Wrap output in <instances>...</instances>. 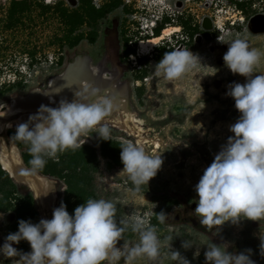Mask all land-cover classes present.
<instances>
[{"label": "rangeland", "instance_id": "374dc122", "mask_svg": "<svg viewBox=\"0 0 264 264\" xmlns=\"http://www.w3.org/2000/svg\"><path fill=\"white\" fill-rule=\"evenodd\" d=\"M23 1L25 3H22ZM160 1L157 0V5L162 7L163 3ZM228 1L216 0L222 6V10L218 7L216 25L205 34L198 52H193L199 56L201 63L198 62L193 70L179 79L166 80L162 75L157 76L154 71L156 63L160 60L157 48L159 45L163 46L162 40L145 54H140L138 48V51L128 55L125 61L129 66L124 69L112 48L95 50L87 44L84 35L73 33L71 23H65L61 17L63 11L70 15L67 0H50L48 3L44 0H0V91H5L8 84L14 82H21L25 87L11 92L10 96L24 95L33 88H43L47 84L46 82L44 85L43 68L48 61L64 55L65 59L72 61L74 56L79 54L90 56L92 61L95 59L92 63L94 65L98 63L101 70H104L101 65L105 64L108 69V72H105L114 75L113 80L123 83L129 106L143 122L144 129H147L144 137L148 140L143 142L141 136H137L135 132L117 127L108 120L104 122L113 130L110 132L113 138L125 144L139 145L147 154H161L163 163L148 185L137 188L128 180L127 174L122 170L123 166L107 170L101 159L94 182L99 198L115 203L118 220L138 217L155 226L161 242V255L155 264H176L169 258V243L166 240L169 236L173 237L170 249L177 250L190 261V264H205L203 253L206 245L203 244L211 241L216 244L223 243L222 248L228 246L229 252L251 249L250 258L256 260V264H264V258L258 255L260 243L258 236L260 231L264 232V219L256 221L257 226H252V220L247 219L237 225L225 222L220 231L214 234L199 223V219L193 213L194 208L190 207L196 199L194 185L226 138L232 135L228 126L234 123L239 115L234 108L233 99L226 96L225 92L227 85L233 81L243 83L244 77L232 74L224 63L216 64V57H222L227 50L222 48V43L217 41V37L231 40L243 36L249 40L250 48L264 52V33H246L243 19L245 15L238 14V18H230V15L237 11V7L230 5ZM233 1L246 2L250 13L264 12V0ZM208 2L210 0H204V3ZM43 5H50L52 10L43 13ZM203 11L206 12L205 7ZM227 16L229 18H226ZM70 30L72 41L76 43L71 51L66 50L58 39ZM77 38L80 39L77 41ZM70 61L64 62V68ZM257 72L264 74V58ZM8 97V94L2 95L0 103L6 101ZM15 129L16 127L8 128L1 137L5 141L10 138L15 144L8 135ZM89 138L88 132L81 137V141L89 142ZM137 140H141L140 144H137ZM153 141H157L159 146L155 147ZM16 150L21 156L18 147ZM52 180L56 187L54 208L57 207L60 186L56 180ZM35 202L39 217L51 219L48 209L37 199ZM156 210L167 214L164 223H159L154 217ZM176 213L181 217L179 221L173 219ZM2 214L0 244L10 233L9 226L15 221L8 222L7 212H0V215ZM190 216L196 221L195 225L189 220ZM153 218L156 219L154 224ZM124 240L131 247L137 243L138 236L127 230L124 233ZM182 240H187L193 245L184 249L181 247ZM122 243V240L119 241L117 246ZM13 247L25 253L31 250L26 240H21ZM197 249L199 255L194 258L193 252ZM5 260H8L9 264H23L19 256L8 259L0 256V264ZM134 264L154 262L141 257L136 259Z\"/></svg>", "mask_w": 264, "mask_h": 264}, {"label": "clouds", "instance_id": "9594fccd", "mask_svg": "<svg viewBox=\"0 0 264 264\" xmlns=\"http://www.w3.org/2000/svg\"><path fill=\"white\" fill-rule=\"evenodd\" d=\"M217 41L227 45L222 56L224 66L232 74L244 77V82L233 81L227 85L225 95L233 99L239 115L228 126L232 135L226 138L194 185L193 213L214 234L225 222L237 225L244 219L258 222L264 219V74L257 72L264 52L250 48L243 36L231 40L217 37ZM198 62L201 60L197 54L177 49L165 52L154 71L166 80H175L193 70ZM89 97H97V90L76 91L72 100L60 99L56 107L41 104L26 122L16 126L13 136L28 146L33 170H42L46 158L57 161L58 153L81 149L85 142L81 137L88 132L95 133L99 140H110V129L104 121L113 101L106 96L91 100ZM4 108V104L0 105V117L5 115ZM120 149L122 170L128 180L137 188L148 185L162 166L161 154H147L133 143L122 144ZM52 191L54 186L42 195ZM166 218L163 211L156 213L159 223H164ZM127 230L138 236L137 243L131 247L124 240ZM258 238V255L264 258V232L260 231ZM172 239L166 237L169 258L176 264H190L177 250L170 249ZM21 240L28 242L29 252L13 247ZM121 240L123 243L117 246ZM222 244L212 241L203 244L206 245L205 264H256L250 258L251 249L229 252L228 246L222 248ZM192 245L187 240L181 242L184 249ZM160 247L155 226L147 220L138 217L118 220L113 201L88 198L72 214L61 201L52 209L51 219L40 218L35 223L19 219L17 230L8 233L0 244V256L5 259L19 256L23 264H121V261L134 264L141 257L155 264L161 255ZM198 255L197 249L193 257Z\"/></svg>", "mask_w": 264, "mask_h": 264}, {"label": "flooded vegetation", "instance_id": "af4514ba", "mask_svg": "<svg viewBox=\"0 0 264 264\" xmlns=\"http://www.w3.org/2000/svg\"><path fill=\"white\" fill-rule=\"evenodd\" d=\"M67 2L70 6L73 33L84 35L87 44L95 50L112 48L116 59L124 69L129 66L125 61L126 57L138 51L140 40L160 35L168 28L176 30L161 39L163 46L159 45L157 48L160 54L159 59L165 52L177 49L197 53L201 44L197 40L198 36H201L203 40L205 34L210 32L204 29V17H209L214 27L219 8L222 10V6L216 0H210L208 3H204V0H161L162 7L157 5V0H67ZM228 2L237 7V11L232 13L230 18L235 19L238 18V14H244V28L246 33L252 34L248 28V19L258 11L250 13L247 3L243 1L229 0ZM204 7L206 12L203 11ZM224 11L230 13L228 10ZM222 48L227 49V45L222 44ZM97 66L100 67L98 63L93 67ZM101 66L103 71L108 70L105 64ZM8 96L6 101L13 95ZM0 142L8 144L3 138H0ZM53 186L55 187L54 182ZM192 203L190 207L195 208ZM191 218L192 216L189 220ZM173 219L179 221L181 219L179 213H176Z\"/></svg>", "mask_w": 264, "mask_h": 264}, {"label": "trees", "instance_id": "16d2710c", "mask_svg": "<svg viewBox=\"0 0 264 264\" xmlns=\"http://www.w3.org/2000/svg\"><path fill=\"white\" fill-rule=\"evenodd\" d=\"M22 3H25L24 1ZM52 7L50 5H43V13L49 12ZM55 10V9H53ZM61 17L65 23H71L70 15L66 12H62ZM72 30L63 34L58 38L66 48V50L73 49L76 45L72 41ZM80 38H77V41ZM67 53V52H66ZM74 53V52H72ZM161 53H163L161 51ZM66 55L61 56L58 59L50 60L43 68L45 73L44 85L49 77L60 73L64 68V62L71 59L66 58ZM25 87L21 82H14L8 84L6 90L0 91V97L2 95L10 94ZM110 132L113 131L111 128ZM14 131L9 132V136L14 140L15 144L20 150L21 157L24 163L31 167L29 161L31 155L28 152V146L17 141L14 138ZM89 142H84L81 149L65 150L63 153H58V160L53 161L51 158H46V164L42 170H39L40 174L56 180L60 188L58 189V201L57 207L60 202L63 201L66 205V210L69 214H72L73 209L83 203L88 198L98 199L99 195L94 182L95 175L100 169L101 159L104 161L107 170H113L118 167H122L120 161V146L125 144L112 137L110 133V140H99L95 133L89 132ZM32 168V167H31ZM13 211L15 213V221L9 226L10 232L17 230V222L19 219L31 220L33 223L38 222L40 219L36 211V202L33 197V193L26 188H20L8 175L7 172L0 167V212ZM159 211L156 210V213ZM156 222L153 218L152 224ZM2 264H9L8 260H5Z\"/></svg>", "mask_w": 264, "mask_h": 264}, {"label": "bare ground", "instance_id": "6f19581e", "mask_svg": "<svg viewBox=\"0 0 264 264\" xmlns=\"http://www.w3.org/2000/svg\"><path fill=\"white\" fill-rule=\"evenodd\" d=\"M175 30V28H168L160 35L140 40L138 43L139 53H147L150 49L156 46L159 40ZM90 62L91 61H89L87 57L78 55L70 64H68L66 70L60 77L55 80L51 79L52 81L48 90L41 91L42 89L34 88L28 96H22L20 94L13 95L7 106L8 110H4L5 115L25 111L26 113H20L18 118L7 126L1 117L0 130L26 122L29 115L35 114L41 104L56 107L60 99L72 100L74 92L76 91L84 92L87 90L88 92H91L92 89H96L97 97L106 96L113 101V107L107 116L108 118L105 120L110 121L117 127L126 128V130L128 129L129 131L135 132L137 136H141L143 142H147L148 138L146 139L144 137L147 129H144L142 126L143 122L136 117L133 109L129 107L123 84L113 80L114 75H109L100 68L93 67ZM57 89H61L60 92L53 93ZM42 92H48L49 95H44ZM49 96H51V100L49 99ZM97 97H89V100L96 99ZM141 140H137V144H140L139 142H141ZM153 143L155 147L159 146L157 141H153ZM16 149L17 148L13 143H8L6 145L4 142H0V164L13 175H16V171L8 165L7 156H9L13 165L18 167L23 165L21 156ZM28 172L33 176L30 179V188L33 191L34 197L36 198L41 195L36 198L37 201L43 204V207L51 208L54 203L56 192H49L46 196L42 194L53 187V181L49 178L36 176L31 170H28Z\"/></svg>", "mask_w": 264, "mask_h": 264}, {"label": "water", "instance_id": "95a60500", "mask_svg": "<svg viewBox=\"0 0 264 264\" xmlns=\"http://www.w3.org/2000/svg\"><path fill=\"white\" fill-rule=\"evenodd\" d=\"M213 28V24L211 22V20L209 19V17H204V29L205 30H210ZM248 28H249V31L252 33V34H263L264 33V12H257V13H254L253 15H251L248 19ZM198 42H201V36H198L197 38ZM248 41V44L250 45V42L249 40L247 39ZM78 55H75L73 59H75ZM82 56H85L89 59V61H91V58L88 56V55H84L82 54ZM72 61L68 62L67 65L65 66V68L58 74L56 75H53L52 77H49L50 79H48L47 81V84L45 87L43 88H39V89H42L41 91H44V90H48L49 87H50V83L52 80H55L57 79L58 77H60L64 71L66 70V67L68 66V64H70ZM215 62L217 65H221L223 63V60H222V57L221 56H217L216 59H215ZM92 66H95L93 65L92 63H90ZM52 79V80H51ZM125 88V87H124ZM34 89V88H33ZM32 91L29 90L26 94L22 95V96H28V94ZM11 100V98L6 101V102H3V103H0V105H5L6 107L3 109L5 111L8 110V105H9V101ZM25 111V110H24ZM20 113H26L25 112H18V113H15V114H7L5 116L2 117L3 119V122L6 124V126L8 124H11L12 122H14V120H16L19 116ZM1 118V117H0ZM13 126H10L9 128H11ZM16 127V126H15ZM8 128H5L4 131L0 130V138H3L1 136H3L5 134V131L7 130ZM6 142L8 143H13L12 140L10 138H7L6 139ZM14 144V143H13ZM15 145V144H14ZM16 147V145H15ZM17 148V147H16ZM22 159V157H21ZM7 162H8V165L13 168L15 171H16V175L10 173L6 168H4L1 164H0V167L2 170H4L5 172L8 173L9 177L16 183L19 185L20 188H26L27 190H30L32 192V189L30 188V179L33 177L32 174H29L30 172H28V170L32 171V173L36 174V176H39V177H42V178H49L47 176H44L42 174H40L39 172H37L36 170H33L31 167H28L23 159H22V162H23V165L22 166H16V165H13L12 162L10 161L9 159V156H7ZM50 180H52L51 178H49ZM53 181V180H52ZM54 182V181H53ZM55 185V183H54ZM192 205L194 206L195 203H192ZM52 209H53V206L51 208H48V212L49 214L52 216ZM6 218H7V221L12 223L14 220H15V213L13 211H9L7 212L6 214ZM192 224L195 225L196 224V221L191 218L190 219ZM251 225L252 226H257V222L256 221H252L251 222Z\"/></svg>", "mask_w": 264, "mask_h": 264}, {"label": "built area", "instance_id": "2783aa9c", "mask_svg": "<svg viewBox=\"0 0 264 264\" xmlns=\"http://www.w3.org/2000/svg\"><path fill=\"white\" fill-rule=\"evenodd\" d=\"M46 3H48L50 0H44Z\"/></svg>", "mask_w": 264, "mask_h": 264}]
</instances>
